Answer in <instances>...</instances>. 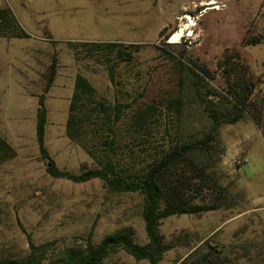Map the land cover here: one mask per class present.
Here are the masks:
<instances>
[{
  "label": "rangeland",
  "instance_id": "obj_1",
  "mask_svg": "<svg viewBox=\"0 0 264 264\" xmlns=\"http://www.w3.org/2000/svg\"><path fill=\"white\" fill-rule=\"evenodd\" d=\"M0 0L9 7L29 37L0 36V135L15 155L0 163V259L22 258L29 252L28 235L35 244L53 242L50 252L83 243L92 231L98 242L106 234L130 227L138 243L147 241L137 193H112L101 180L73 182L53 177L47 165L78 173L96 163L66 135L69 102L75 75H85L95 97L130 102L133 110L155 101L158 133L149 143L133 146L154 152L178 141L198 137L208 126L201 109H190L182 127L162 103L178 90V70L161 50L178 42L190 60L209 70V81L221 88L218 62L236 50L264 96V43L245 44L264 35V0ZM191 23H196L195 25ZM182 24V25H181ZM181 25V26H180ZM186 27L177 41L170 37ZM180 27V28H179ZM183 35V36H182ZM73 41H119L140 44L130 62L115 63L111 82L99 55L86 56ZM167 48V47H166ZM55 63V75L44 88ZM45 93V144L49 159L39 152L35 135L38 96ZM211 97V96H210ZM264 116V103H263ZM164 110V111H162ZM130 110L127 109L129 113ZM259 128L247 115L219 129L223 149L218 164L228 185L221 207L201 214H180L160 222L159 231L173 247L158 264H179L201 257L209 248L221 249L223 264H264V119ZM169 124V133L163 131ZM127 139V138H126ZM142 157V156H141ZM103 264H149L119 249Z\"/></svg>",
  "mask_w": 264,
  "mask_h": 264
},
{
  "label": "trees",
  "instance_id": "obj_2",
  "mask_svg": "<svg viewBox=\"0 0 264 264\" xmlns=\"http://www.w3.org/2000/svg\"><path fill=\"white\" fill-rule=\"evenodd\" d=\"M29 37L9 7H0V36ZM245 44L264 43V35H253ZM178 42H165L161 50L179 72L178 90L162 103V108L177 121L181 128L183 118L190 109H201L208 126L198 137L168 144L154 152L143 147L141 156L134 151L140 140L149 143L158 133V118L154 116L155 101L133 110L130 102L105 101L95 97V87L78 72L70 98L66 120V135L79 144L94 160L96 166L78 173L59 169L54 162L47 165L53 177L73 182L101 180L112 193H137L141 197L140 215L147 241L138 243L130 227L114 230L98 242L92 240V231L83 243L66 245L50 252L53 242L35 244L28 235L29 252L22 258L5 257L0 264H103L105 258L119 249L136 260L158 264L173 245L164 240L159 231L160 222L180 214H201L221 207L228 185L223 184L218 164L223 154L219 144V129L234 124L246 115L263 127L264 96L257 93L256 81L249 67L236 50L226 51L218 62L223 87L213 85L207 76L209 70L202 65L182 60L185 50H175ZM140 44L119 41H73L71 48L78 56L79 49L86 56L99 55L105 64L109 79L116 82L113 62H130ZM167 47V48H166ZM55 63L44 92L52 85ZM211 96V97H210ZM127 109L130 110L129 113ZM162 110V111H164ZM47 108L45 93L38 96L35 135L39 152L49 159L45 144ZM170 126L165 124L164 132ZM127 138V139H126ZM15 155L14 148L0 135V163ZM221 249L209 248L201 257H187L179 264H223Z\"/></svg>",
  "mask_w": 264,
  "mask_h": 264
},
{
  "label": "bare ground",
  "instance_id": "obj_3",
  "mask_svg": "<svg viewBox=\"0 0 264 264\" xmlns=\"http://www.w3.org/2000/svg\"><path fill=\"white\" fill-rule=\"evenodd\" d=\"M205 4H209V5H212V8H217L218 7V4H217V2L215 1V0H208V1H206L205 2ZM191 24H193V25H195L194 23H191ZM182 25V24H181ZM180 25V26H181ZM186 27V25L183 27H179L180 29L179 30H175V32L174 33H176L175 34V36H171V38H170V40L171 41H177L179 38H180V36H181V34H182V32H183V29ZM183 36V35H182Z\"/></svg>",
  "mask_w": 264,
  "mask_h": 264
},
{
  "label": "built area",
  "instance_id": "obj_4",
  "mask_svg": "<svg viewBox=\"0 0 264 264\" xmlns=\"http://www.w3.org/2000/svg\"><path fill=\"white\" fill-rule=\"evenodd\" d=\"M259 211H260V215L262 217V222L264 226V205L259 208Z\"/></svg>",
  "mask_w": 264,
  "mask_h": 264
},
{
  "label": "water",
  "instance_id": "obj_5",
  "mask_svg": "<svg viewBox=\"0 0 264 264\" xmlns=\"http://www.w3.org/2000/svg\"><path fill=\"white\" fill-rule=\"evenodd\" d=\"M176 33H173L171 36H175ZM171 38V37H170Z\"/></svg>",
  "mask_w": 264,
  "mask_h": 264
}]
</instances>
